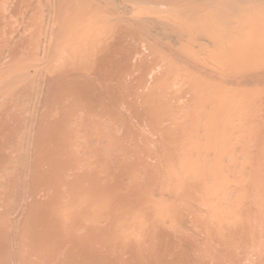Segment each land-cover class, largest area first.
<instances>
[{
    "label": "bare ground",
    "instance_id": "bare-ground-1",
    "mask_svg": "<svg viewBox=\"0 0 264 264\" xmlns=\"http://www.w3.org/2000/svg\"><path fill=\"white\" fill-rule=\"evenodd\" d=\"M0 264H264V0H0Z\"/></svg>",
    "mask_w": 264,
    "mask_h": 264
}]
</instances>
